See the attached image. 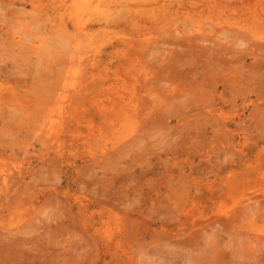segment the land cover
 <instances>
[{
	"label": "rangeland",
	"instance_id": "rangeland-1",
	"mask_svg": "<svg viewBox=\"0 0 264 264\" xmlns=\"http://www.w3.org/2000/svg\"><path fill=\"white\" fill-rule=\"evenodd\" d=\"M85 1L0 0V86L5 99L13 88L30 106L16 117L13 107H0V168L7 166L19 173L17 177L22 175L20 180L24 177L16 191L24 201L3 206L5 195L0 194V264H264L261 0H232L241 5L231 6L221 18L204 20L182 17V11L180 18L173 16L180 7L174 1L178 7H169L172 12L162 23L165 31L153 32L145 44L130 47L129 54L123 41H136V35L123 25L124 20L121 26L97 27L95 45L77 55L82 56L77 86L85 93L79 117L82 130L89 132V121L96 134L92 153L87 155L88 148L73 140L66 144L71 148L65 147L64 155L45 156L42 138L30 143L26 139L32 137L41 110L63 87V72L75 53L69 45L72 13ZM112 7V12L117 9L116 1ZM137 10L134 6L126 17ZM151 16L146 13L140 18L156 19ZM177 26L190 36L217 41L211 45L222 51L221 66L213 68L226 77L217 76L220 104L210 109L217 106L222 111L192 112L179 122L161 106L159 121L135 150L139 154L131 151L123 156L126 162L122 158L123 164L111 172L115 163L107 164L110 160L101 157L99 150L106 138L109 143L115 140V134L95 102L103 85L117 77L118 87L128 92L136 84L141 96L149 97L146 90L162 91L163 84L175 78L174 71L182 69L168 68L182 51L188 61L183 68L202 69L204 61L197 65V57L190 55L198 47L171 31ZM152 65L153 73L143 75ZM201 72L186 76L188 88L202 83ZM134 74L142 75L141 79L131 77ZM213 97L203 98L213 102ZM198 123L210 128L195 130ZM107 168H111L108 176ZM3 189L1 183L0 193ZM189 211L205 215L202 221L212 220L176 237L178 216ZM216 222L217 226L208 227Z\"/></svg>",
	"mask_w": 264,
	"mask_h": 264
},
{
	"label": "bare ground",
	"instance_id": "bare-ground-1",
	"mask_svg": "<svg viewBox=\"0 0 264 264\" xmlns=\"http://www.w3.org/2000/svg\"><path fill=\"white\" fill-rule=\"evenodd\" d=\"M86 1L77 4L72 13L73 15L71 19L74 31L69 45L74 49L75 53L73 52L74 55L72 53V56H69L71 58L70 61L68 60L69 63L67 62L68 64H66V72H63V87L59 89L60 92H57L55 96L51 97L47 106H44L45 108L43 107L44 109L41 110L39 119H36L38 124L33 129L32 137L29 140L26 139L28 143H30L33 140L38 139L39 141L42 138L44 140L42 144L44 151L47 152L45 153L43 151L45 156L50 154H55L56 156L64 155L65 147L66 149L71 148L67 147L66 144L73 140H75L76 144L82 142L83 146L88 148L86 150L87 155L92 153L91 149L96 141V134L93 133L91 128L92 124L89 121V132H84L82 130L83 121L81 117H79V112L82 106L81 99L85 97V93H83V89L80 91L77 86L82 74V56L80 55L77 57V55L80 54V52H86L89 47L95 45L96 38L100 34V32H98V34L95 31L97 27L106 29L108 26H111V23L121 26L124 20L125 24L123 25L129 30H132L136 35L133 36L136 41H123V45H126L129 49V54L130 47L133 49L136 45L139 47L140 45L145 44L149 40L150 34H153V32L165 31L166 26L162 25V23L172 12L169 7L172 9L173 6L178 7V5H180L178 11L173 15L175 17L180 18L181 13L179 14V12L182 11V17H189L191 19L201 18L204 20L212 19L215 16L221 18L222 15H225V12L228 11V8L239 5V3L232 0H187L188 4L185 3L186 0H119V2L118 0ZM114 1H116L117 9L112 12V4ZM174 1H177L178 5L175 4ZM134 6L138 8L136 15H129L126 17L128 11L130 13L133 11ZM141 6L143 8L139 9ZM148 6L150 8H148ZM256 6H259V4L256 3ZM260 6H262V8L259 10L258 14H263L264 0L260 1ZM98 10H100V12ZM95 11L98 12L96 14L98 16L95 15ZM146 13L151 14L152 18L162 19H152L151 21H148L145 18H140V16ZM110 18H112V20H110ZM171 31L176 36H182L183 40L191 41L198 47L197 51L191 49L192 51L190 55H195L197 57V60H195L197 65L204 61L202 69L198 67L190 69L183 68L188 64V61L184 58L187 53L182 51V55H179L177 59L170 60H175L176 63L168 67L174 70L178 67L182 68L178 73L174 71L175 78L167 80L162 86V91H157L158 93L148 92V90L145 91L149 94L151 100L148 96L145 97L144 95H140L142 92L141 90H138V85H135V83L132 92L126 91L125 88L122 89L118 87L121 83L119 77L115 78V81L111 82V84H104L103 88H100L102 95L98 96L99 99L96 100L95 104L99 103L97 106L99 110L104 112V115L102 116L103 121H105L104 123L107 126L110 125V128L115 134V140L111 139V142L109 143L110 140L106 138L107 141L100 146L99 150L101 157L110 160L107 164L115 163L112 169L107 168V176L108 173L115 171L116 167H119L118 164H123L121 160L124 158L123 156H129L131 151L140 148L141 144H143V138L145 137L146 132L150 129V126L159 121L160 113L158 110H161V106H165L166 115L168 117L180 118L178 119L179 122L188 119L192 112L194 115L199 113L211 115L214 112L218 113L222 111V109L217 108V106L210 109L215 103L220 104V97L216 93L220 89L221 80L217 78V76L220 75L222 78L226 77L221 69L220 71L218 68H213L221 66V62L219 61L222 51L216 50V48H213L211 45V43L217 41L214 39L209 40L208 38L200 36H190L189 31L185 30V28L182 29L181 26L171 28ZM47 38L49 37H46V39ZM64 45L66 46L67 43ZM188 47L190 48L191 46ZM172 55L171 58L173 57ZM154 70L155 67L152 65V67H148L143 75H150ZM201 70L202 83L199 82V84L196 85V89L188 88L186 85V76L192 73H200ZM217 70L219 73H215ZM131 77H134L138 81L141 79L142 75L134 74ZM80 86L84 87V89L86 88L84 84H81ZM0 90L2 91L0 92V107L6 105L7 107L9 106L10 109L13 107L14 111L11 113H14L15 117L18 112H21L22 114L24 110L30 107L29 104L24 102V96L19 92H16L13 88H11V91H13L11 92L12 95L7 99H5L6 96H4L5 93L3 92V86H0ZM208 95H214L213 100H211L213 102H207L206 99H204ZM192 105L196 106L190 108ZM111 109H114V111L108 113L107 110ZM195 110L199 111L195 112ZM22 118L24 117L22 116ZM183 126L185 127V125ZM218 127L221 126L218 125ZM193 128L195 130L204 131L210 127L208 124L198 123L193 126ZM101 135L103 136V131H101ZM34 142L32 143L34 144ZM32 143L31 146H33ZM25 148L27 147L25 146ZM26 150L24 151L26 152L25 155L29 153H27ZM137 152L139 154V150ZM110 154L113 155L111 159L109 157ZM125 159L126 158L123 159L124 162H126ZM133 162L131 164L135 165V162ZM128 167L129 166H127V168ZM6 168L8 167L4 166L0 168V184L4 183V189L0 194L4 193L5 195L3 206H8L9 203L12 204L13 202L21 203V201H24L23 199L18 198L19 194L16 193L19 182L22 181L24 177L20 180L22 175L17 177L19 173L13 169ZM130 169L131 167L129 170ZM19 172H22V169H20ZM25 198L28 199L29 196L27 195ZM249 200L253 201L254 197H250ZM232 215L234 214H229L228 216L233 217ZM176 217L177 216H175L174 219H176ZM178 218L180 219V224H178L180 231L176 237L190 233L197 226L204 227L208 221L210 222L212 220V218H210L207 221H202V219L205 218V215L194 214L192 211L183 213V215H179ZM186 222L192 223L186 226ZM217 223L218 222L215 224L209 223L208 227H215L217 226ZM121 224L122 221H120V225ZM184 242L186 243L187 240Z\"/></svg>",
	"mask_w": 264,
	"mask_h": 264
}]
</instances>
